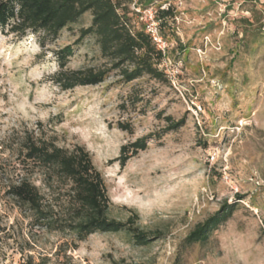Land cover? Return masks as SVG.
Listing matches in <instances>:
<instances>
[{
    "label": "rangeland",
    "instance_id": "374dc122",
    "mask_svg": "<svg viewBox=\"0 0 264 264\" xmlns=\"http://www.w3.org/2000/svg\"><path fill=\"white\" fill-rule=\"evenodd\" d=\"M120 2L146 32L157 8L172 9L158 31L164 80L124 83L112 71L98 85L61 90L58 50L73 46L69 70L106 67L92 37L74 45L90 13L43 45L0 29V264H264V0ZM167 116L185 124L166 132ZM140 138L147 148L121 166V147ZM30 141L83 147L103 179L108 217L136 215L151 242L136 245L125 232L78 242L39 223L12 187L28 180L59 214L69 185L47 194L42 170L24 159ZM224 204L235 211L208 241L186 243Z\"/></svg>",
    "mask_w": 264,
    "mask_h": 264
},
{
    "label": "trees",
    "instance_id": "16d2710c",
    "mask_svg": "<svg viewBox=\"0 0 264 264\" xmlns=\"http://www.w3.org/2000/svg\"><path fill=\"white\" fill-rule=\"evenodd\" d=\"M150 2L146 0L147 4ZM85 13H90L91 23L80 30L74 45L87 36L92 37L106 67L69 70L66 66L73 55V46L58 50L55 53L58 71L54 82L61 90L98 85L112 71H116L124 83L145 76L156 81L165 79L163 71L158 69L164 54L157 49L143 26L134 28L131 25L120 0H0V29L9 27L12 33L21 35L28 31L31 35H37L39 45H43L45 38L57 39L63 29L75 24ZM172 17V9L157 8L154 20L159 32L166 20ZM164 120L167 122L166 132L176 131L185 124L183 118L173 120L167 116ZM119 126L123 131L129 129L127 125ZM146 143V138H140L122 146L118 158L120 165L124 166L128 159L144 151ZM24 159L42 170L47 194H53L55 186L59 184L69 185L61 194L59 214L54 212L53 207L43 205L46 195L40 194L28 180L24 179L12 187V196L27 207L45 228L69 232L78 242L94 233L119 232L130 235L139 246L151 242L152 236L135 226L136 215L125 221L108 217L110 201L103 179L83 147L76 145L66 150L51 143L30 141L26 145ZM234 211V205L224 204L204 222L197 224L185 242L205 244L211 233ZM25 264L44 263L43 259L34 262L29 258Z\"/></svg>",
    "mask_w": 264,
    "mask_h": 264
},
{
    "label": "built area",
    "instance_id": "2783aa9c",
    "mask_svg": "<svg viewBox=\"0 0 264 264\" xmlns=\"http://www.w3.org/2000/svg\"><path fill=\"white\" fill-rule=\"evenodd\" d=\"M147 33H149L152 41L155 43L158 50H160L164 54L165 43L162 41L161 37L158 34L157 24L152 22L148 28Z\"/></svg>",
    "mask_w": 264,
    "mask_h": 264
}]
</instances>
